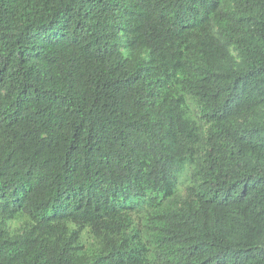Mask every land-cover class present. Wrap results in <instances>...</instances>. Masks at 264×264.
<instances>
[{"label": "trees", "instance_id": "1", "mask_svg": "<svg viewBox=\"0 0 264 264\" xmlns=\"http://www.w3.org/2000/svg\"><path fill=\"white\" fill-rule=\"evenodd\" d=\"M0 264H264V0H0Z\"/></svg>", "mask_w": 264, "mask_h": 264}]
</instances>
